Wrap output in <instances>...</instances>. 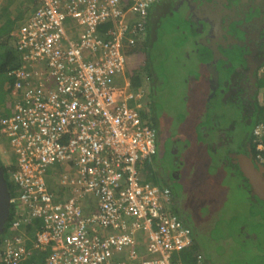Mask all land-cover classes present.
I'll return each instance as SVG.
<instances>
[{
    "label": "built area",
    "instance_id": "built-area-1",
    "mask_svg": "<svg viewBox=\"0 0 264 264\" xmlns=\"http://www.w3.org/2000/svg\"><path fill=\"white\" fill-rule=\"evenodd\" d=\"M40 1L12 34L24 65L12 72L14 113L0 116V158H17L10 226L20 234L4 240L0 263L36 250L49 253L44 264H189L182 254L195 241L170 211L171 191L142 178L157 134L143 115L146 90L126 78L124 48L145 39L159 0ZM253 144L264 166V117ZM38 220L29 239L22 229Z\"/></svg>",
    "mask_w": 264,
    "mask_h": 264
},
{
    "label": "rangeland",
    "instance_id": "rangeland-1",
    "mask_svg": "<svg viewBox=\"0 0 264 264\" xmlns=\"http://www.w3.org/2000/svg\"><path fill=\"white\" fill-rule=\"evenodd\" d=\"M162 8L166 12L165 7L159 9L162 10ZM172 11H175L174 7ZM164 12H158L155 15V23L161 22L160 25L155 24V34L159 38L157 43H153L154 39L150 42L153 54L151 56L152 67L158 70L160 81L159 84L157 82H147L145 90L147 91L148 86L151 87L150 85L156 86L157 106L160 107L161 112L163 107H166L167 114L178 113L179 111L187 114L192 112L194 108L195 115L199 112V109L206 107L205 102L199 101L197 103L198 98L195 96L194 104H196L188 107L186 100L190 94L192 102L193 95L191 93L198 94L200 91L198 89L204 82V76H207L206 74L209 71L206 68L207 63L197 60V53L190 60L186 58L188 57L186 51L191 54L194 50L201 48L194 44L198 40L199 33L195 28L189 27L183 14L174 12L173 21H171L169 15L166 18L167 21L157 20L161 15H164ZM174 25L177 26V29H174ZM201 52L208 51L202 48ZM185 65L199 68L191 74L193 79L192 77L186 79L190 74L185 69ZM260 82V87H263L264 81L261 80ZM261 99V107L252 116L253 123L264 115V97ZM213 107L217 113L228 115L222 121L223 125L227 124L224 121H228L230 116L233 115L229 113V109H223L219 104H214ZM5 110L10 111V113L13 111L11 106L8 109L5 108ZM5 110L0 109L1 112ZM194 115L187 122L173 120L172 127L178 131L176 133L181 134L179 139L182 144L178 146L176 154L171 149V142H169V146L165 144L158 146V153L145 162L148 171L153 168L152 177H149L151 179L159 178L161 185H168L180 195L181 192L189 190L188 186L193 182L192 192L194 195L201 192L205 195L204 205L195 209L200 216L207 213V209L203 208L210 205L208 202L212 200L210 207L216 213L213 216L215 222L208 228L209 233L203 240H196L199 244L201 243L200 253L204 257L205 264H264V203L260 201L251 202L250 195L240 185L243 184V181L248 184L241 172H236L237 169H235L234 172L238 176H233V179L231 175L233 165L228 168L222 166L219 171L211 167L209 173H207V169L201 171L203 174L204 172L208 174L203 179V183L195 184L196 180H189L192 172L205 169V166H199L194 162L198 153H202L203 150L208 153V157H211L213 166H216L217 163L220 165L223 160L221 154L209 152L208 148L202 145L204 140L201 139V134L197 132ZM253 123L245 125L242 122L238 129L237 138L249 132L251 129L249 125L254 126ZM184 144H188L189 149L184 148ZM175 155L178 156L176 163H174ZM0 157H2L1 154ZM196 160L198 161V159ZM4 166L7 167V165ZM178 168L184 170L180 173ZM225 172L228 177H218V174ZM177 176L180 177L176 178ZM199 177L202 176L199 175ZM151 179H149V182Z\"/></svg>",
    "mask_w": 264,
    "mask_h": 264
},
{
    "label": "flooded vegetation",
    "instance_id": "flooded-vegetation-1",
    "mask_svg": "<svg viewBox=\"0 0 264 264\" xmlns=\"http://www.w3.org/2000/svg\"><path fill=\"white\" fill-rule=\"evenodd\" d=\"M175 1V11L181 15L185 13L186 21H194L191 27L199 33L198 40L194 44L201 48L195 51L204 48L208 51V56H211V60H208L206 66L209 72L206 74L207 76H204V82L207 83V94L199 95V98L205 97L206 107L198 110L199 112L195 115L193 108L188 117L192 118L194 115L197 132L202 135L201 139L204 140L202 145L210 149L212 153L221 154L223 160L220 162L222 164L220 169L222 166L228 168L233 165L231 168L234 172L239 168L237 157L241 155L240 153L253 157V128L256 123L254 126L249 125L251 127L249 132L240 135V138H237L238 129L242 122L245 125L253 123L252 116L261 107V98L264 95L261 93L263 88L260 87V81H264V75L261 74L264 62V0H247L246 2L242 0ZM183 7H185V12ZM198 12L199 14H197ZM216 49L221 56L216 54ZM214 55L215 65L212 64ZM190 77L193 79L192 75ZM146 93L149 104L148 113L150 114L154 112L157 91L154 87L148 86ZM186 104L189 106L187 100ZM214 104H219L223 109H229V113L234 115H231L228 121H224L227 124L223 125L222 121L228 115L217 113L213 107ZM165 110L167 114V108ZM184 113L179 111L168 115L176 117L177 114ZM170 118L172 119V117ZM261 118L262 116L258 119ZM256 121L258 122V120ZM159 134L163 140L160 132ZM178 141L174 140L170 144L175 154L178 151L180 142ZM165 145L169 146V143ZM183 147L187 148V144H184ZM177 157L175 155L174 163L177 162ZM206 169L207 167L198 170ZM198 170L194 172L198 173L195 184L203 183V179L208 175ZM199 175L202 177L200 178ZM236 175L238 176L235 172ZM244 183L245 181L240 184L242 188L246 187ZM161 187L168 188L164 185ZM251 190H248L250 200L256 202ZM171 194L174 201L172 191ZM196 197L204 204L205 195L202 192Z\"/></svg>",
    "mask_w": 264,
    "mask_h": 264
},
{
    "label": "trees",
    "instance_id": "trees-1",
    "mask_svg": "<svg viewBox=\"0 0 264 264\" xmlns=\"http://www.w3.org/2000/svg\"><path fill=\"white\" fill-rule=\"evenodd\" d=\"M174 2H175L174 0H159V2L151 4L148 10L147 19L145 20L146 22L145 39L142 42H138L134 46H126L124 48V53H125L126 60H127L126 73L130 81L132 82V87L142 88L146 86L147 82L149 83L157 82L159 84V81H160L159 72L157 69H153L154 67H152L153 61H151V56L153 54H152V50L150 47V44H151L150 42H152V40L154 39L153 43H157L158 38H159V36L155 34L156 32L155 24L160 25L161 22L155 23V15L158 14V12L160 13L164 12V8H162V10H160L159 8L165 7L166 12H164V15H161L160 18L157 20L162 19L163 21H167L166 18L169 15L171 16V21H173L174 11H172V6ZM41 3L42 2L40 0H7L6 4L4 5L3 11L0 14V22L3 21V23H1L2 25L0 28V109L2 110H5V108L7 109L10 108V106L13 109V102H12L11 97L14 92L13 89L15 85V78L12 72L22 68V66L24 65V62L22 60V55L17 52L14 46H12L13 41L15 42V38L10 34L13 33L16 29H19V27L27 20V19L24 20L23 18L26 11H28V13H31L32 15L40 7ZM192 23L193 22L188 21L189 27H191ZM174 29H177L176 25H174ZM183 35L186 36L185 34ZM200 51L201 50L199 51L194 50L193 52H191V54L190 52L186 51L188 55V57L186 58L191 60L193 59L194 54L197 53V60L203 61L204 63L209 62L208 60H211V56L210 57L208 56V52L200 53ZM262 66H264V62ZM185 69L190 74L189 76L186 77V79H188V77H190L191 74L197 71L199 68H195L190 65H185ZM150 86L156 89V86H152V85ZM206 87H207V83L202 82V86L198 89L200 90L198 94L191 93L193 95L192 102L190 98L191 95L189 94L188 99H187L188 104L189 105L196 104V103L194 104L195 96L198 98L197 103L199 101L205 102L204 96L207 94ZM199 95H204V96H201L199 98ZM157 102L156 103L154 102L156 106V108L154 106V112L150 114L149 113L143 114L145 116L144 118L149 120V122L151 123V125L154 127L156 131L157 143H158L157 145L160 146L161 144H168L169 142L172 143L174 142V140L180 141L179 137L181 136V134L176 133L178 131L172 127L173 120L174 121L176 120L178 122H187L191 119V117H188V114L191 115V112L187 113L186 115L177 114L176 117L174 115L170 116L166 114V110H165L166 107H163V111L161 112L160 107L157 106ZM8 103L10 104V106L8 105ZM4 115L9 116V115H12V113H10V111L8 110L0 112V116H4ZM170 117H172V119ZM263 117L264 115H262V118ZM255 123L257 124V121H255L253 124ZM159 132L163 136V140L161 139ZM200 137H202V135ZM179 145H181V141L179 142ZM188 146L189 145L187 144V148ZM208 150L209 152H211L210 149ZM252 150H253V153H252L253 158H255L257 152H256V147L254 144H252ZM204 151L205 150H203L202 153H198L197 158H196L198 159V161L194 159V162L198 164L199 166L201 165V166H205V168L207 167V173L210 172L211 166L215 170L219 171L222 164L220 163L219 165L217 163L215 164L216 166H213L211 157H208L207 156L208 153H205ZM11 160H12V164L7 167L4 166L5 164L2 163L1 159H0V162L2 163L4 167L5 177L8 182V186H9V190L11 192L12 198H16L19 194V187L12 181L11 178L13 174L17 171V158L12 153H11ZM208 166H209V169H208ZM178 169L180 173L184 170L180 168ZM149 171L147 170V167L145 166V163H144V165L141 168V172H142L141 174H142L143 180L152 185L157 184L159 186H162L159 178L157 177L152 178V179L150 178L152 177L151 174L153 173V168ZM238 171H240L239 168L237 169L236 172ZM199 172H201V170ZM191 174L192 175L189 176V180H196L198 173L196 174L192 172ZM222 174H218V175L222 177L223 176L228 177L226 172ZM231 175L232 177L235 176V172L232 171ZM149 179H151L150 182H149ZM244 184L246 185V187H244L245 191L248 194V190H250L251 187L246 182ZM164 186H167L174 194V201L172 203V208H170L171 209L170 211L173 214H175L178 218H180L184 222L186 227L189 228L190 231L192 232V236L194 238L195 243L188 252L182 254L183 255L182 257L185 262L189 264H194L196 261V256L200 254V249H201V243L199 244L196 240H203V238H205L208 235L209 233L208 228H210L211 225L215 222V219L213 218V216L216 213L211 210V207H210L211 202H208L210 203V205H207L203 208L205 210L207 209V213H203L200 216L198 211L197 210L195 211L196 208L203 206L204 204L202 203L201 200H198L197 199L198 196L196 197V195H194V193L192 192V189L194 187L193 182L189 184L188 186L189 190L181 192V195L173 191L168 185L165 184ZM54 192L57 193V190H54ZM256 201H260L264 203L263 200H260L258 198H256ZM184 204L185 206H183ZM15 215H16V209L12 207L9 223L6 226V231L4 235L0 239V250H1V246L4 240L7 237H9L10 235L17 236L20 234L17 231H16L17 233L15 231L14 232L11 231L10 224L13 220V216ZM40 225H41V221L38 220L34 222V226H36L37 228L29 225L27 228L24 227L22 230L25 229V232H27L29 239H32L34 237L33 235L35 234L36 230L40 227ZM241 230H244V229H241ZM31 244L32 243L29 241L28 242L29 248L32 247ZM48 254L49 253H41L39 251L33 250L32 255L28 258V260H26L22 264H44L45 259Z\"/></svg>",
    "mask_w": 264,
    "mask_h": 264
},
{
    "label": "water",
    "instance_id": "water-1",
    "mask_svg": "<svg viewBox=\"0 0 264 264\" xmlns=\"http://www.w3.org/2000/svg\"><path fill=\"white\" fill-rule=\"evenodd\" d=\"M242 1L246 2L247 0ZM197 14H199V12ZM216 54L221 56L217 49ZM214 59L215 55L213 57V63L211 62L213 65H215ZM237 158L239 170L248 181L252 189V194L264 200V167L257 164L251 156L241 154ZM11 200L12 195L5 177L4 167L0 162V239L4 235L6 226L11 217Z\"/></svg>",
    "mask_w": 264,
    "mask_h": 264
},
{
    "label": "crops",
    "instance_id": "crops-1",
    "mask_svg": "<svg viewBox=\"0 0 264 264\" xmlns=\"http://www.w3.org/2000/svg\"><path fill=\"white\" fill-rule=\"evenodd\" d=\"M175 1V0H174ZM6 2H7V0H5L4 1V4H3V6H2V8L0 9V14L2 13V11H3V8H4V5L6 4ZM176 2V1H175ZM175 2H174V4H173V6H172V8L174 7V9H176V4H175ZM184 8V12H185V7H183ZM174 12H176V11H174ZM176 13H179V12H176ZM15 14V13H14ZM184 15H185V13H184ZM31 16V13H28V11H26V13H25V15L23 16V18H24V20H26V19H28L29 17ZM13 17H14V15H13ZM188 17V16H187ZM22 22H24V21H22ZM1 23H3V21H1L0 22V28H1ZM73 25H75V24H73ZM104 27V28H103ZM102 27V29H101V34L103 35V36H105L104 35V33H105V31L108 29V28H110L111 26H103ZM17 30V29H16ZM15 30V31H16ZM14 31V32H15ZM13 32V33H14ZM76 36H78V34H77V31L75 30V29H73V31H72ZM13 33H11L10 35H12ZM12 46H14V48L16 49V47H15V42L13 41V45ZM264 66H262L261 67V69L263 68ZM126 78L128 79V80H130L129 79V77L127 76V73H126ZM263 89L261 90V93L262 94H264V86L262 87ZM132 89H133V91L134 92H138L139 90H145V86L144 87H142V88H135V87H132ZM263 97H264V95H263ZM8 105L10 106V104L8 103ZM13 110V109H12ZM1 112V111H0ZM14 113V111H12V114ZM240 154H245V153H240ZM247 155V154H246ZM239 179V178H238ZM238 181V180H237ZM35 228H36V226H34ZM34 236V235H33ZM33 239V238H32Z\"/></svg>",
    "mask_w": 264,
    "mask_h": 264
},
{
    "label": "clouds",
    "instance_id": "clouds-1",
    "mask_svg": "<svg viewBox=\"0 0 264 264\" xmlns=\"http://www.w3.org/2000/svg\"><path fill=\"white\" fill-rule=\"evenodd\" d=\"M260 120V119H259ZM255 127V126H254ZM253 158V157H252ZM253 160L256 162V160H255V158H253ZM257 163V162H256ZM258 164V163H257ZM259 165H261V164H259ZM261 166H263V165H261ZM264 167V166H263ZM249 184V183H248ZM156 186H159V185H157L156 184ZM164 188H166V187H164ZM167 189H169V188H167ZM250 190H251V188H250ZM252 191V190H251ZM254 197H255V199L257 198V196H255V195H253Z\"/></svg>",
    "mask_w": 264,
    "mask_h": 264
}]
</instances>
